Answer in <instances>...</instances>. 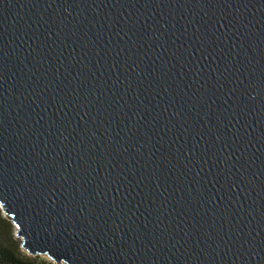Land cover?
I'll use <instances>...</instances> for the list:
<instances>
[{"label": "water", "instance_id": "1", "mask_svg": "<svg viewBox=\"0 0 264 264\" xmlns=\"http://www.w3.org/2000/svg\"><path fill=\"white\" fill-rule=\"evenodd\" d=\"M0 209L54 264H264V0H0Z\"/></svg>", "mask_w": 264, "mask_h": 264}, {"label": "trees", "instance_id": "2", "mask_svg": "<svg viewBox=\"0 0 264 264\" xmlns=\"http://www.w3.org/2000/svg\"><path fill=\"white\" fill-rule=\"evenodd\" d=\"M6 227L16 230L0 209V264H54L51 261L32 258L25 254L20 249L21 241L6 237Z\"/></svg>", "mask_w": 264, "mask_h": 264}, {"label": "rangeland", "instance_id": "3", "mask_svg": "<svg viewBox=\"0 0 264 264\" xmlns=\"http://www.w3.org/2000/svg\"><path fill=\"white\" fill-rule=\"evenodd\" d=\"M5 216V215H4ZM5 235L6 237L9 239V238H13L14 240H19L20 239L17 237L16 235V230L13 229V228H9V227H6V231H5ZM20 244V243H19ZM20 249L25 253L27 254L22 248H21V245H20ZM28 255V254H27ZM29 256V255H28ZM30 257V256H29ZM32 258H37V259H40V260H49V258L47 256H36V257H32Z\"/></svg>", "mask_w": 264, "mask_h": 264}]
</instances>
